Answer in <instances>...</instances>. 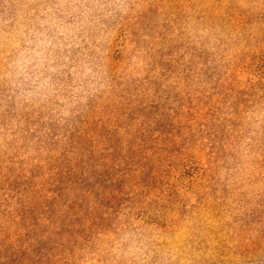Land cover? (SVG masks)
<instances>
[{"label": "rangeland", "instance_id": "1", "mask_svg": "<svg viewBox=\"0 0 264 264\" xmlns=\"http://www.w3.org/2000/svg\"><path fill=\"white\" fill-rule=\"evenodd\" d=\"M31 210L46 264H264V0H0V223Z\"/></svg>", "mask_w": 264, "mask_h": 264}, {"label": "trees", "instance_id": "2", "mask_svg": "<svg viewBox=\"0 0 264 264\" xmlns=\"http://www.w3.org/2000/svg\"><path fill=\"white\" fill-rule=\"evenodd\" d=\"M72 206L69 207L68 213L71 212ZM47 211L41 212L40 216H34L33 211H26L22 214L19 221L2 222L0 223V264H46L47 256L53 253L50 249L45 252L41 251L40 237L43 239L51 238L58 232L52 229L45 230L46 223L49 221L51 227L60 228L62 231L68 232V223L60 219H52L49 215L46 219H42V215L47 214ZM68 216V215H67ZM69 221V220H68ZM72 225L76 220L71 217ZM58 223V224H56ZM6 230H9L7 234ZM46 256V258H45Z\"/></svg>", "mask_w": 264, "mask_h": 264}]
</instances>
